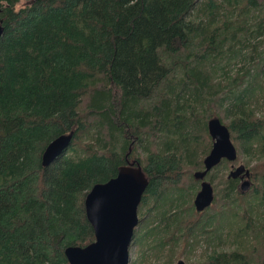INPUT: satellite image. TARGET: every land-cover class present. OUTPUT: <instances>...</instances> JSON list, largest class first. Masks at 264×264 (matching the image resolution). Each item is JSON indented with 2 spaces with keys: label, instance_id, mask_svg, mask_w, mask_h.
Wrapping results in <instances>:
<instances>
[{
  "label": "trees",
  "instance_id": "trees-1",
  "mask_svg": "<svg viewBox=\"0 0 264 264\" xmlns=\"http://www.w3.org/2000/svg\"><path fill=\"white\" fill-rule=\"evenodd\" d=\"M18 1L0 0V264H68L94 238L85 193L128 161L147 180L128 248L160 257L203 234L201 264H264V0ZM211 116L237 156L205 173L219 187L196 210ZM240 152L260 159L245 191L224 171ZM243 236L250 253L223 249Z\"/></svg>",
  "mask_w": 264,
  "mask_h": 264
},
{
  "label": "water",
  "instance_id": "water-1",
  "mask_svg": "<svg viewBox=\"0 0 264 264\" xmlns=\"http://www.w3.org/2000/svg\"><path fill=\"white\" fill-rule=\"evenodd\" d=\"M2 26L0 24V34ZM211 138L210 148L202 158L203 168L195 170L193 177L200 179L192 204L196 210L208 206L213 198L210 182L205 173L221 159L234 160L236 147L227 126L217 116L206 121ZM72 130L60 133L44 146L40 160L47 165L68 145ZM243 171L240 183L242 191L250 187L249 169L240 164L227 176H236ZM140 166L133 161L118 166L116 174L103 182L94 183L85 193L83 204L85 216L92 226L94 238L84 246L69 245L63 250L68 264H128V245L133 227L137 223V205L146 185ZM175 264H185L178 259Z\"/></svg>",
  "mask_w": 264,
  "mask_h": 264
},
{
  "label": "rangeland",
  "instance_id": "rangeland-1",
  "mask_svg": "<svg viewBox=\"0 0 264 264\" xmlns=\"http://www.w3.org/2000/svg\"><path fill=\"white\" fill-rule=\"evenodd\" d=\"M30 0H19L16 5H22L26 2H29ZM262 47V46H261ZM221 63L223 62V58L220 59ZM241 62L235 64V70L237 67H239L238 65ZM219 71V70H218ZM229 98H227L225 100V104H228ZM261 111H264V109L262 107L256 109V113L260 114ZM227 118V117H226ZM259 160L258 157L256 155H246L244 153L239 154L238 159L236 160V162H230L227 163L225 165V173L227 174L228 170L231 169V166H236V165H244L245 167H253L256 164H259ZM232 161V160H230ZM221 169V168H220ZM221 171V170H220ZM251 177H249L250 179ZM251 182V180H250ZM211 185L213 186V184L211 183ZM198 185H196L195 190H197ZM219 187V183H215V186L212 187V189L214 188H218ZM190 201H192V196ZM137 215L139 216L138 210H137ZM227 225V224H226ZM229 226L224 227L223 229V234L227 233V231L229 232ZM193 237L188 236V240H186V243L183 242L182 239H180L176 245V247H174L175 249H173L174 254H166L165 250H163V252L160 253V257H154V255L152 254L151 250L148 249H144L141 250V246L137 243H132L130 244L129 248H128V264H162L163 260H170L172 263L171 264H175L176 261L178 259H182L184 261L185 264H201V262L203 261V259L205 258V255L207 253H209L212 250V247H215L214 243L211 244H206V242L204 241V237L203 234L197 235L195 240H197L196 242L192 239ZM244 236L243 238L239 239L236 237H227L225 240L224 245L222 246L224 250L226 251H232V250H243L244 249V245H246V248L244 249L246 251V253H250L249 249L251 248L249 245V242L246 243V241L244 240ZM250 247V248H249ZM247 249V250H246ZM243 250V251H244ZM254 258V263L256 261H259V259H263L264 258V250H261V253H257V255H253Z\"/></svg>",
  "mask_w": 264,
  "mask_h": 264
},
{
  "label": "flooded vegetation",
  "instance_id": "flooded-vegetation-1",
  "mask_svg": "<svg viewBox=\"0 0 264 264\" xmlns=\"http://www.w3.org/2000/svg\"><path fill=\"white\" fill-rule=\"evenodd\" d=\"M237 166V165H236ZM236 166H231V169L230 170H232L234 167H236ZM230 170H228V172H230ZM227 172V173H228ZM234 177H238L239 178V186H240V183H241V181H242V179H244V175H243V171L242 172H240L239 174H237L236 176H234ZM200 180V179H199ZM198 184H199V182H198ZM211 184V183H210ZM212 186V185H211ZM198 189V188H197Z\"/></svg>",
  "mask_w": 264,
  "mask_h": 264
}]
</instances>
